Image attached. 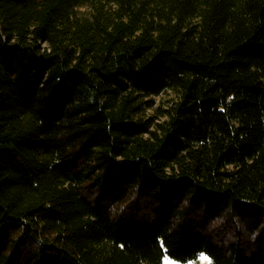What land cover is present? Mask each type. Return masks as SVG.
I'll return each mask as SVG.
<instances>
[{"label": "trees", "instance_id": "16d2710c", "mask_svg": "<svg viewBox=\"0 0 264 264\" xmlns=\"http://www.w3.org/2000/svg\"><path fill=\"white\" fill-rule=\"evenodd\" d=\"M264 264V0H0V264Z\"/></svg>", "mask_w": 264, "mask_h": 264}, {"label": "rangeland", "instance_id": "374dc122", "mask_svg": "<svg viewBox=\"0 0 264 264\" xmlns=\"http://www.w3.org/2000/svg\"><path fill=\"white\" fill-rule=\"evenodd\" d=\"M163 264H211V260L209 256L205 253L200 254L197 260L186 263L176 261L170 258L169 256L165 255L163 258Z\"/></svg>", "mask_w": 264, "mask_h": 264}]
</instances>
